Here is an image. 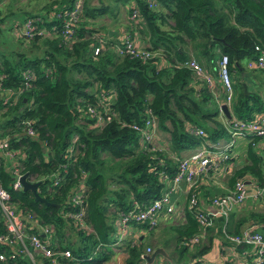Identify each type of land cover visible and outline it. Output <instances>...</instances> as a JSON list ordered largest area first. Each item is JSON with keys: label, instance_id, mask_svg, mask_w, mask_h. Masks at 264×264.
I'll use <instances>...</instances> for the list:
<instances>
[{"label": "trees", "instance_id": "trees-1", "mask_svg": "<svg viewBox=\"0 0 264 264\" xmlns=\"http://www.w3.org/2000/svg\"><path fill=\"white\" fill-rule=\"evenodd\" d=\"M75 1L48 0L42 6L45 11L21 15L22 19L41 16L37 27H52V37L35 34L29 39L18 34L17 43L27 47L0 49V140L7 139L9 146L18 150V167L27 178L39 180L37 193L47 202L35 199L29 189L10 186L12 160L1 153L0 184L17 208L31 212L39 224L51 225L52 248L70 250L68 257L58 256V264H103L113 254V220L132 201L142 206L164 191L184 157L181 151L227 135L233 118L250 119L264 108V92L260 93L261 85L255 81L260 76L264 79V68L247 66L248 60L264 54V0H154L155 6L152 1L132 0L127 12L136 9L138 17L135 21L127 17L126 25L143 36L146 49L156 51L145 60L118 54L114 49L118 38L109 35L107 29L93 27L91 20L108 13L102 0H79L81 10L73 35L64 38L55 14L70 9ZM117 1L125 4L131 0ZM98 37L104 42L93 55ZM221 54L227 55L231 83L227 104L231 117L224 122L218 118L219 104L225 101V91L217 79L216 61ZM190 58L214 76L213 87L185 63ZM24 69L33 72L29 86L15 100L11 96L3 102L5 88L21 86ZM242 82H246V92ZM88 104L101 113L105 109L108 118L95 125L94 117L86 111ZM149 115L155 120V130L163 134L159 137L165 141V148H142L139 133L131 127ZM26 121L43 146L33 136L21 134ZM194 127L202 128L204 134L190 131ZM247 158L248 163L229 176L230 188L245 172L255 177L257 185H264V160L251 148ZM55 175H59L58 180H53ZM184 217V222L173 227V249L181 259L194 245L189 256L196 258L209 243L198 237L190 240L202 227L194 208H188L187 197ZM218 220L223 222L224 217ZM224 223L226 233L252 226L264 239V206L246 204L238 212H230ZM132 225L148 228L146 223ZM4 230L0 214V232ZM28 232L40 235L36 227L28 228ZM207 234L205 229L203 235ZM140 243L136 238L135 242H124L122 264H142ZM3 247L0 245V250ZM35 256L40 259L38 264H50L47 257ZM222 263L231 264L225 258ZM0 264L33 263L19 253L5 257Z\"/></svg>", "mask_w": 264, "mask_h": 264}, {"label": "built area", "instance_id": "built-area-1", "mask_svg": "<svg viewBox=\"0 0 264 264\" xmlns=\"http://www.w3.org/2000/svg\"><path fill=\"white\" fill-rule=\"evenodd\" d=\"M152 4V3H150ZM81 10V2L76 0L74 5L70 9H64L62 12L55 14L60 18L61 29L60 33L64 38L72 37L74 32V25L78 21V13ZM136 9H132L129 14V20L135 21L138 17ZM41 16H29L23 19L21 28L18 30V34L31 38L35 34L44 35L42 32H46L45 35L50 34V28L44 26L38 28L36 23L42 21ZM136 38L133 34L125 31L119 41L114 45V49L118 54H129L138 57L142 60L147 59L154 55L153 51L146 49L144 46H140L136 43ZM104 40L101 37L97 38V43L93 48V55L96 54ZM258 49V46H255ZM185 63L193 70V72L201 76L204 82L213 87L215 78L212 74L204 71L203 67L195 61L193 58L185 61ZM228 58L226 54H221L216 61L217 65V79L221 83L225 91V103L228 104L231 96V83L230 72L228 69ZM248 67H260L264 68V54L258 53L255 59L247 61ZM22 81L21 86L17 89L5 88L2 94L3 102L13 96L15 100L20 92L29 86V81L33 78V72L30 69H24L21 71ZM86 111L94 117L95 125L104 122L105 118H108L107 111L104 109L103 113L98 111L94 106L88 104ZM149 113V109L147 110ZM132 129L137 131L140 135V145L150 146L151 149L159 148L150 145L153 131L155 130L156 123L152 116H148L140 123H132ZM24 133L33 136L36 134L29 121L24 123L22 128ZM190 131L196 135H203L204 131L200 127L190 128ZM229 135H235L237 133L253 134L264 138V108L258 112H255L250 119H234L231 125L228 127ZM232 143V139H229V143L220 149H208L199 145L192 153L179 159L177 172L171 177L168 184L164 188V191L157 197L153 198L149 203L142 206L138 202L132 201L131 205L125 210L118 213L115 218V229L117 232V238L114 243L120 242L126 236V230L128 225L132 223H146L148 228L155 226L156 218L161 212H170L172 205L170 202V195L177 187L180 180H183L186 184V197L188 208H194V216L200 226L206 227L210 224L212 218V212L202 211L197 205L198 196L196 189V176L204 171L207 166H218L220 161L228 157L229 147ZM71 146V145H70ZM72 147V146H71ZM150 149V150H151ZM70 151V147L68 148ZM72 150V148H71ZM264 150V147H263ZM0 153L4 158L11 161L9 171L11 173L10 186L13 189H20L21 182L19 180L21 172L18 167L17 157L20 158L18 150L9 146L7 139L0 140ZM16 159V160H15ZM29 181H34L32 178H27ZM59 175H55L53 180H58ZM247 184L243 179H236L232 187L227 191L214 195L210 199V204L215 208V211L224 217L228 215L230 210L235 204L242 203L250 195L247 189ZM264 192V185H254L251 195L257 197ZM78 193L76 194V197ZM0 214L5 230L0 232V245L4 246L0 250V260L5 257H13L19 253L25 254L33 264H36L34 258L35 254H39L43 257H47L50 264H58V256L68 257L70 250L67 247L52 248L50 244V233L52 231L51 225L39 224L33 214L29 211H23L12 202L10 199L9 191L0 184ZM210 214V216H209ZM212 214V215H211ZM78 224L84 227L80 221ZM36 227L39 234L35 232H28V228ZM195 235L190 240L196 241ZM229 240L235 246L249 247L241 251L242 259L240 264H264V239L262 234L252 226H244L238 233L229 234ZM149 251V248H146ZM196 264H223L220 260H202Z\"/></svg>", "mask_w": 264, "mask_h": 264}, {"label": "crops", "instance_id": "crops-1", "mask_svg": "<svg viewBox=\"0 0 264 264\" xmlns=\"http://www.w3.org/2000/svg\"><path fill=\"white\" fill-rule=\"evenodd\" d=\"M2 1L3 0H0V4H3ZM47 1L48 0H46V2ZM148 1L154 2V4L152 5H155L154 0H148ZM6 4H7V9L10 11H11L10 9L11 5H12L13 10H18L19 8V6L15 7V5L19 4V0L9 1ZM131 4H132V0L126 2L125 4L123 3L122 6L124 8L125 7L127 8ZM41 9L44 10L42 7ZM22 11H23L22 14H24L25 12L33 13V11L30 9H24ZM162 11L163 13H165L164 9H162ZM112 16L115 19H118L120 22H116L114 26L110 25L112 27L107 28V30H109L108 34L114 35V37L118 38V40L120 41L122 30H123V27L121 26L124 25L125 23L127 24L129 17L127 16V13L122 12L121 10H119L117 14L112 13ZM19 17L21 18V16L18 15V16H15L14 19H12L13 17H10V19H7V21L11 20V23L8 25V31L9 32L12 31L16 36H18L17 32L21 28V25L23 22V19L20 22H18ZM0 18H3V17L0 15ZM2 23L3 21H0V26H2ZM136 34H137L136 32L133 33L136 40L141 45L146 44L143 40L140 41V38H138ZM259 78L260 79L258 78L255 79V81L257 83H260L261 88H259V90H260V93L263 94L264 79L261 76ZM247 84L250 89L254 88L253 85L249 83ZM225 118L226 117L220 111L219 119L224 122ZM227 131H228V128H227ZM159 133L160 132L158 131L155 137L158 139L157 142L160 144L161 142H164V144L166 145L165 141L160 139ZM252 136L253 135L246 134V133H237L235 135L230 136L229 131H228L227 135H224V136L222 135L214 141H207L206 143H201L203 147L208 148V149H213V148L220 149L229 143L230 138L232 139V143L229 147V151L227 152L228 153L227 159L223 160L218 166H215V167L207 166V169H205L204 171H202L196 176L195 183H196V188H197V196L199 200L198 207L203 210L212 212V214H214L212 215L210 224L206 226L208 228L203 227L200 230V232L197 233L198 235L197 237L199 241L204 242L205 244L209 243V247L204 253H201L200 255H195L196 258L194 256L190 257L189 252L192 253L193 250H195L194 245H190L188 248L190 249V251L188 253L186 252L185 255H181V259H178L177 251L173 249L174 248L173 227L184 222L185 220L184 204L186 200V184L183 180H180L177 187L170 195V202L172 205V210L168 213L161 212L156 218L155 226L151 228H144L143 226L129 224L128 229L126 230V233H125L126 236L119 243L113 242V244L111 245L113 254L111 255L110 259L107 262H104L103 264H110L109 262H115L116 260L118 263L121 262L122 264V261L125 256L122 251L124 249V242L127 240H131L135 242V238L137 240H141L140 245L143 249V252L141 254V257L143 259L142 264H177V263H182V261L185 263L186 262L189 263V261L191 262L197 259L222 261V259L224 258L229 260L231 264H240V260L243 258L241 255V251L249 247L235 246L232 243V241L229 240L228 235L230 233H226L224 231L225 230L224 222L228 215L226 217L219 215L215 211L214 206L210 204L209 199L212 195H217V194H220L221 192L223 193L230 188V185H228L227 180L235 168L241 167L242 165L248 163L249 159L247 158V153H248L249 148H251V150L255 152L257 155H259L262 161L264 160V150H263L264 138L259 137V136H255V137H252ZM251 140L253 141V143L250 142ZM196 147H199V145H196L193 148H189V149L181 151V155H184V156L189 155L190 153H192V151ZM261 174L264 177V167L263 166L261 168ZM242 179L247 184V187H248L247 189L249 190L250 195H248V197L244 200V202L235 204L230 210V212L232 211L238 212L240 210V207L246 204H252L259 208L264 206V192L263 194L257 197H253L251 195L253 186L257 185V182L255 181V177L252 174L245 172ZM168 182L169 181L166 182V185L168 184ZM110 209L112 210L111 207ZM219 216L224 217L223 222H220L218 220ZM113 225H114V234L117 235V232L115 229V219L113 220ZM205 229H207L208 231L207 235H203ZM208 238H209V241H208ZM158 246L163 248L166 255L157 253L155 254L151 262L147 261L143 257V255L150 254ZM146 248H149V251H146ZM177 260H179V262Z\"/></svg>", "mask_w": 264, "mask_h": 264}, {"label": "rangeland", "instance_id": "rangeland-1", "mask_svg": "<svg viewBox=\"0 0 264 264\" xmlns=\"http://www.w3.org/2000/svg\"><path fill=\"white\" fill-rule=\"evenodd\" d=\"M9 1H14V0H3L2 1L3 4H0V15L4 18L3 19L2 26H0L1 27V33H0V49L1 50H5V51H9L10 49H18V50H21L23 47H27V45H25V43L23 44L22 42H21V45H19L17 43V36L12 31L11 32L8 31V25L11 23V20H8L7 21V19H10V17H13L12 19H14L15 16H18V15L21 16V14L23 13L22 10H24V9H30V10H32L33 11V14L41 13L42 11H45V9L42 10L41 7L43 5H45L47 2H46V0H19V4L18 5H15V7H18L19 6L18 10H13L12 9V5H11V7H10L11 11H10V10L7 9V4H6ZM87 1L88 2H92V3H97L99 0H87ZM102 1H103V3H106L107 4L108 13H105V14H103L101 16H98L97 18L91 20V22H93V27H97L101 31L103 29L106 30L107 28L112 27L110 25H113L114 26L116 22H120L118 19H115L112 16V13L113 14H117L118 11L121 10L122 12H125V13L128 14L127 8L126 7L124 8L122 6V3L121 2H119L117 0H102ZM152 4H154V3L152 2ZM152 6H155V5H152ZM120 14H122V13H120ZM127 16L129 17V14ZM18 19H19L18 22H20L22 20V17L21 18L19 17ZM121 27H123L122 35H123V33L125 31H127L129 33H132V32L133 33H135V32L137 33V31H135L132 28L131 25H126V23L124 25H122ZM14 32H15V30H14ZM42 33L44 35H41V37H39V38H43V37L46 36L45 35L46 32H42ZM122 35H121V37H122ZM136 35H137L138 38H140V41L143 40L141 38V37H143L141 34L137 33ZM48 36L52 37V35H50V34ZM136 43L138 45H140V46H146L144 44L141 45L138 41H136ZM153 52L156 55V51H153ZM218 118H219V114H218ZM160 134H161V132H160ZM156 135H157V130H154L153 131L152 138H151L150 145H152L153 147L154 146L159 147V149L160 148L161 149L162 148H165L166 145L164 144V142H161V144L157 142L158 139L155 138ZM142 148H145L146 150H150L151 149L150 146H142ZM69 235L71 236L70 233H69ZM114 237L117 238V235L114 234ZM32 257L34 258L35 263L38 264L39 261H40V259L38 257H36V256H32ZM109 263L110 264H114V263L115 264H121V262L118 263L117 260L115 262H109Z\"/></svg>", "mask_w": 264, "mask_h": 264}, {"label": "water", "instance_id": "water-1", "mask_svg": "<svg viewBox=\"0 0 264 264\" xmlns=\"http://www.w3.org/2000/svg\"><path fill=\"white\" fill-rule=\"evenodd\" d=\"M107 33H109V30H107ZM242 87H243V91L246 92V85H245V82H242ZM219 109L221 111V113L226 117V118H230L231 117V113L230 111L228 110L227 108V104L225 102H222L219 104ZM21 134H24V131H21ZM33 138L37 139L38 143L43 146V143L41 141V139L38 138V134L36 133L35 135H33ZM42 151H44V147H42ZM19 180L21 182V189H29L32 191L33 195H34V198L35 199H38V200H41V201H44V202H47L45 200V198H43L42 196H40L38 193H37V185L39 183V180H35V181H29L26 179V173H22L19 177ZM165 254L166 253L164 252L163 248L158 246L156 247L150 254H144L143 257L151 262L155 256V254Z\"/></svg>", "mask_w": 264, "mask_h": 264}]
</instances>
